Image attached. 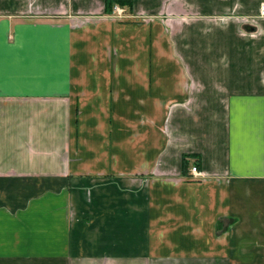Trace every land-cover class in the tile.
<instances>
[{
    "label": "crops",
    "instance_id": "1",
    "mask_svg": "<svg viewBox=\"0 0 264 264\" xmlns=\"http://www.w3.org/2000/svg\"><path fill=\"white\" fill-rule=\"evenodd\" d=\"M120 6L0 0V264H264V0Z\"/></svg>",
    "mask_w": 264,
    "mask_h": 264
},
{
    "label": "built area",
    "instance_id": "2",
    "mask_svg": "<svg viewBox=\"0 0 264 264\" xmlns=\"http://www.w3.org/2000/svg\"><path fill=\"white\" fill-rule=\"evenodd\" d=\"M115 10L119 13V14H122L125 12L124 8H121L120 6L118 5H115ZM190 172L192 174V177L193 178H197V177H200L202 176L204 173L203 171L199 168L198 165H193L190 169Z\"/></svg>",
    "mask_w": 264,
    "mask_h": 264
},
{
    "label": "trees",
    "instance_id": "3",
    "mask_svg": "<svg viewBox=\"0 0 264 264\" xmlns=\"http://www.w3.org/2000/svg\"><path fill=\"white\" fill-rule=\"evenodd\" d=\"M107 8H113L115 4L131 5V0H105Z\"/></svg>",
    "mask_w": 264,
    "mask_h": 264
},
{
    "label": "rangeland",
    "instance_id": "4",
    "mask_svg": "<svg viewBox=\"0 0 264 264\" xmlns=\"http://www.w3.org/2000/svg\"><path fill=\"white\" fill-rule=\"evenodd\" d=\"M123 8L125 9V12H127V9H126L125 7H123ZM116 12H117V11H116ZM125 14H127V13H122V14L117 13V15H118V16H121V17L124 16Z\"/></svg>",
    "mask_w": 264,
    "mask_h": 264
}]
</instances>
